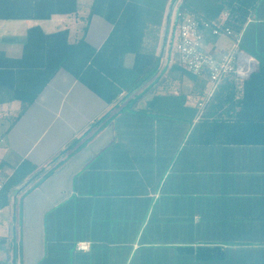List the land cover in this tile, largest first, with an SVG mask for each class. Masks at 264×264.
<instances>
[{"label":"crops","instance_id":"1","mask_svg":"<svg viewBox=\"0 0 264 264\" xmlns=\"http://www.w3.org/2000/svg\"><path fill=\"white\" fill-rule=\"evenodd\" d=\"M91 2L46 19H0V51L20 57L36 25L100 48L112 25L86 19ZM170 2L139 48L156 70L133 90L108 103L60 69L18 117L20 101L0 103V181L22 162L34 167L0 207V264H264V143L205 142L196 128L228 115L243 80L225 75L204 100L206 80L173 49ZM236 32L264 63V0ZM202 34L206 52L232 46L231 37ZM133 60L122 55L125 67Z\"/></svg>","mask_w":264,"mask_h":264},{"label":"trees","instance_id":"2","mask_svg":"<svg viewBox=\"0 0 264 264\" xmlns=\"http://www.w3.org/2000/svg\"><path fill=\"white\" fill-rule=\"evenodd\" d=\"M166 1L92 0L86 19L100 15L112 25L108 37L98 49L85 38L70 42L67 29L45 33L37 25L30 27L20 57L10 58L0 51V103L4 100L20 101L18 117L60 69L69 72L108 103L121 90H133L156 70V58L142 53L139 48L147 23L158 21ZM254 2L183 0L181 7L201 20L227 26L236 32L242 27L247 8ZM76 9L77 0H0V19H46L54 13H73ZM225 9L228 16L222 22L220 15ZM126 52L134 54L130 67L122 63V55ZM227 75L235 79L232 74ZM234 106H239L240 111H231ZM230 108L226 116L196 124L197 129L201 127L202 141L264 143V63L258 61L257 70L243 80L242 96L236 98ZM33 168L22 162L3 181L0 207L6 204L8 192Z\"/></svg>","mask_w":264,"mask_h":264},{"label":"built area","instance_id":"3","mask_svg":"<svg viewBox=\"0 0 264 264\" xmlns=\"http://www.w3.org/2000/svg\"><path fill=\"white\" fill-rule=\"evenodd\" d=\"M183 0H171L165 15L172 14L173 49L178 53V60L186 71L202 76L206 80L204 87V100L210 99L219 86L220 80L227 74L235 79L244 80L258 68L257 59L240 47L239 33L227 26H217L208 21L199 19L187 8H182ZM210 29L217 36L232 38V46L228 52L214 54L206 52L203 48L202 29ZM203 102H198L201 107ZM2 182L0 181V188ZM86 241L76 243V249L86 251Z\"/></svg>","mask_w":264,"mask_h":264},{"label":"rangeland","instance_id":"4","mask_svg":"<svg viewBox=\"0 0 264 264\" xmlns=\"http://www.w3.org/2000/svg\"><path fill=\"white\" fill-rule=\"evenodd\" d=\"M151 24L150 23H147L146 27H149ZM13 105H15V107L18 105V103H13ZM12 107V106H11ZM14 114V110L11 111V115ZM12 116L8 117L9 119H11Z\"/></svg>","mask_w":264,"mask_h":264}]
</instances>
